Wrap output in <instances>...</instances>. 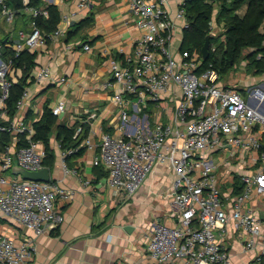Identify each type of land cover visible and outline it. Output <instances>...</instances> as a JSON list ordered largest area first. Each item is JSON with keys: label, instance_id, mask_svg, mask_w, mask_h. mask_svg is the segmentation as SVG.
I'll return each instance as SVG.
<instances>
[{"label": "built area", "instance_id": "2783aa9c", "mask_svg": "<svg viewBox=\"0 0 264 264\" xmlns=\"http://www.w3.org/2000/svg\"><path fill=\"white\" fill-rule=\"evenodd\" d=\"M21 1L23 12L32 19V30L19 33L13 45L16 57L26 48L32 51L45 45L46 35L36 19L48 18L50 5L59 7L69 0H43L40 7L32 6V0ZM186 1L173 7L172 0H126L134 19V54L124 64L111 62L114 83L119 87L113 102L122 107L119 133L102 135L94 165L103 167L109 185L128 198L139 191L157 164L175 172L171 207L179 226L152 222L148 246L152 260L160 264H230V254L218 231L226 232L232 224L244 249L255 253L257 264H264L263 222L246 208L251 195L264 194V75L251 76L256 84L242 82V92L238 86L225 84L212 65L201 71L205 61L202 54L182 49L185 32L191 27ZM77 6V12L62 16L51 39L66 37L74 18L89 8L90 0H78ZM19 13L9 0H0V27L3 22L13 24ZM216 28L212 23L213 31ZM2 50L0 43V139L10 132L12 140L5 146L0 143V213L40 236L62 224L64 217L55 202L58 198L71 199L73 192L53 180H25L13 173L16 166L30 172L42 170L48 154L45 145L34 140L27 120L31 108L28 89L17 104L16 115L9 116L7 100L14 84L10 79L14 68L12 60L2 59ZM85 50L90 51V45ZM53 75L51 66L44 67L36 73V82H47ZM128 96L135 100L127 101ZM166 98L176 103L172 121L140 124L142 109L149 102L157 104ZM66 108L62 100L52 112L59 117ZM24 136L28 146L19 147ZM58 148L64 173L77 175L67 160L79 148L63 150L60 144ZM222 152L231 159L252 163V172L241 176L245 191L240 196L234 189L222 192L216 175L219 164L212 157ZM35 252L34 243L18 245L0 234V264H29Z\"/></svg>", "mask_w": 264, "mask_h": 264}, {"label": "crops", "instance_id": "0c3cea01", "mask_svg": "<svg viewBox=\"0 0 264 264\" xmlns=\"http://www.w3.org/2000/svg\"><path fill=\"white\" fill-rule=\"evenodd\" d=\"M180 1L172 0L173 7ZM77 3L78 0H69L59 6L61 16L77 12ZM90 16L94 22L83 31L85 40L67 43L65 37H59L32 50L38 53L33 74L51 66L54 75L47 82H33L26 88L31 97L29 111L33 112L35 121L42 117L46 105L53 110L64 100L67 108L59 116L61 123L68 127L78 125L76 136L82 132V124L90 125V134L81 144V148H86L85 154L67 160L71 169H77V175L64 173L62 151L55 135L52 137L51 148L57 159L54 168H49L51 180L73 192L71 199L58 198L55 202L64 221L53 231L37 236L25 225L0 213V234L18 245L26 241L35 244L36 252L29 264H160L148 255V246L153 236V221L179 226L171 207L175 172L165 164H157L139 191L128 198L109 185L104 168L98 170L94 165L100 154L102 135L119 133L122 107L113 102L119 87L114 83L111 62L117 60L124 64L128 56H133L134 19L126 0H90L89 8L80 12L74 21ZM21 31L30 33V24L18 33L12 32L10 39L14 44ZM6 33L7 29L0 30V41H8ZM86 45H90V51L85 50ZM13 71L10 79L15 84L22 77V70ZM61 78L68 81L62 83ZM175 107L176 103L169 98L157 104L149 102L138 114L143 119L140 124L169 123L174 118ZM130 115H134L133 110ZM133 124L137 125L138 121ZM227 155L222 152L212 156L219 164L216 175L224 194L235 189L237 178L241 180L242 175L252 172L251 161L242 163ZM246 208L260 217L264 232V194L251 195ZM218 237L230 254V264H257L255 253L244 249L232 224L226 232L218 231Z\"/></svg>", "mask_w": 264, "mask_h": 264}, {"label": "trees", "instance_id": "16d2710c", "mask_svg": "<svg viewBox=\"0 0 264 264\" xmlns=\"http://www.w3.org/2000/svg\"><path fill=\"white\" fill-rule=\"evenodd\" d=\"M9 3L20 12L16 22L13 24L4 23L0 28V30L7 29L5 38H8L7 42L4 39L0 41L3 45L2 59L6 62L12 60L13 68L22 70V77L18 83L12 85L10 97L7 100L9 116L13 118L24 91L31 83H36L33 72L37 66L38 53L26 48L16 57L13 40L10 39L11 34L28 28L32 19L23 12L21 0H9ZM31 5L40 7L44 5V1L32 0ZM185 10L191 27L185 32L183 50L202 54L207 36L212 35L210 56L208 60L204 61L201 71L207 70L212 65V68L217 70L225 80L244 62L248 75L255 77L264 75V0H187ZM48 11V18L40 16L36 19L38 27L46 35L45 43L51 42L50 36L58 30L62 19L58 6L50 5ZM93 22V16L74 22L65 41L70 43L77 39L85 40L83 31ZM212 23L217 28L223 29L222 34L225 36V41L218 46L213 45ZM238 87L243 92L242 88ZM27 120L33 121L34 140L41 141L47 148L48 156L44 161L46 167L53 169L56 164V153L51 148L54 135L63 150L79 148L68 160L80 158L85 154L86 148H81V144L90 134L89 124H82V132L76 136L78 125L68 127L61 123L59 117L53 114L48 105L45 106L44 113L39 120H34L32 111H28ZM26 138L27 136L23 137V142L19 147L28 146ZM11 140L12 133L8 132L1 136L0 143L5 146ZM96 169L103 170V167L96 166ZM104 173L105 178L108 173ZM234 190L236 196L242 195L245 191V185L238 178Z\"/></svg>", "mask_w": 264, "mask_h": 264}, {"label": "rangeland", "instance_id": "374dc122", "mask_svg": "<svg viewBox=\"0 0 264 264\" xmlns=\"http://www.w3.org/2000/svg\"><path fill=\"white\" fill-rule=\"evenodd\" d=\"M223 29L216 28L212 33L214 35V46H218L220 43L225 41V36L222 34ZM249 73L246 72L245 63L243 62L229 77L225 78L224 83L232 86H241L242 82L249 83L253 81L256 84V78H251ZM262 79V78H260Z\"/></svg>", "mask_w": 264, "mask_h": 264}, {"label": "water", "instance_id": "95a60500", "mask_svg": "<svg viewBox=\"0 0 264 264\" xmlns=\"http://www.w3.org/2000/svg\"><path fill=\"white\" fill-rule=\"evenodd\" d=\"M211 37H212V35L207 36L205 44L202 48V56H203L204 60H208V58L210 56ZM13 173L16 175H22V177L25 180L43 181V182H49L51 180L50 170L47 167H44L40 171L30 172V171H26V170L21 169L20 167L16 166L13 169Z\"/></svg>", "mask_w": 264, "mask_h": 264}]
</instances>
